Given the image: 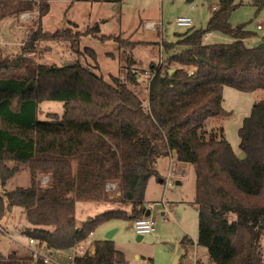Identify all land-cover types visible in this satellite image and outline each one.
Returning <instances> with one entry per match:
<instances>
[{
	"label": "trees",
	"instance_id": "trees-1",
	"mask_svg": "<svg viewBox=\"0 0 264 264\" xmlns=\"http://www.w3.org/2000/svg\"><path fill=\"white\" fill-rule=\"evenodd\" d=\"M234 7L233 0H220L206 29H191L176 42H163L167 53L182 49L166 58V69L164 64L149 69L147 104L127 82L114 76L109 82L91 65L59 67L30 56L45 39L76 43L80 33L71 28L48 32L39 24L19 52L0 58V187L21 170L20 164L31 173L30 186L0 192V221L11 208L20 207L24 234L54 251L72 248L106 220L144 215L148 182L158 176L156 162L172 153L195 170L197 244L207 248L216 264H264V99L253 105L239 129L244 158L236 155L222 127L207 128L209 119L227 114L225 86L248 93L264 90V41L246 45L253 33L231 25ZM16 8L39 10L41 19L50 4L17 0ZM213 31L233 40L205 42V34ZM101 39L119 42L130 63L127 81L138 86L134 42L119 36ZM85 51L96 61L93 49ZM43 101H60L64 111L40 119ZM40 174H50V183L41 184ZM110 181L118 182L116 201L132 205L131 214L111 209L78 225L76 202L108 200ZM181 243L193 240L185 236ZM93 247L76 264L124 263L112 239L97 240ZM0 264L47 263L41 257L0 251Z\"/></svg>",
	"mask_w": 264,
	"mask_h": 264
},
{
	"label": "rangeland",
	"instance_id": "rangeland-1",
	"mask_svg": "<svg viewBox=\"0 0 264 264\" xmlns=\"http://www.w3.org/2000/svg\"><path fill=\"white\" fill-rule=\"evenodd\" d=\"M219 1L49 0L50 10L41 19L39 13L32 11L28 19L22 20L20 15L25 11H16L17 0H0V58L11 57L19 52L25 40L39 24L42 25L43 30L48 32L71 28L74 32L80 33L76 43L45 39L41 41L37 53L30 56L39 63L59 67L76 62L91 65L109 82H112L111 76L127 82L147 104L149 69L161 63L165 66L166 58L182 49L177 46L175 50L167 53L163 49V42H176L180 34L191 29H206L212 8ZM233 4L235 7L229 13L231 25L233 27L243 26L245 30L253 33L251 37L245 39L246 45L254 47L261 44L264 41V0H233ZM180 16L190 17L194 26L177 25L176 19ZM151 22L156 28L147 27L146 24ZM258 25L261 26L260 29ZM94 28H98L96 35H94ZM212 34L209 41L205 42H231L233 40L229 35L218 31H213ZM103 35L119 36L120 39H131L134 42L133 58L137 60V63L133 68L139 72L138 87L127 81L130 63L121 54L119 42L114 39H101ZM86 48H91L96 52V61L85 51ZM127 48L130 49V46ZM166 68L167 66L164 67ZM258 96L264 97V94L259 93L254 96L252 93L225 86L223 108L227 114L222 117V125L219 122L214 128L207 125V128L212 130L221 129L223 126L225 138L239 158H244L246 155L240 147L239 129L245 117L250 114L254 103L261 99ZM40 110L39 118L45 119L47 113L62 114L64 108L60 101H43L40 104ZM218 133L217 131L215 133L217 137ZM9 165H14V162H9ZM170 165H172L170 158L160 161L158 167L160 171H166L165 181L158 187H151L149 191L151 199H159L156 203H151L154 207L160 204L164 208L165 203L162 204V202H167V209H163L167 210L165 214L169 217L167 220L161 214L160 205L156 209L153 208L152 214L157 221V231L139 239L134 231L132 219L112 218L98 225L86 241V245L91 246V250L95 241L107 239V235L112 233L111 239L115 247L124 254L123 264H216L210 259L207 248L197 244L199 215L198 208L193 201L196 192L195 170L192 168L189 173L177 178L169 170V167L172 169ZM18 166L21 170L8 180L7 188L6 185L0 187L2 194L16 186H30L31 173L28 166L26 164ZM38 179L41 184L46 185L50 183L51 176L40 174ZM177 181H182V184H177ZM108 183L116 185L110 188L106 186L108 200L77 201L76 221L78 224L90 215L104 213L114 208L127 210L129 205H122L116 201L120 196L118 182ZM163 187L165 188L164 197L158 190ZM169 211H172V214ZM0 226V251L4 255L17 250L22 255H32L28 236L24 234L26 222L22 208H11V212L0 221ZM7 231L13 232L16 239L9 237ZM185 236L195 240L196 245L190 247L183 245L181 241ZM261 242L264 251V235ZM44 253L51 260L48 264H68L67 256L71 254V248L59 251L47 249Z\"/></svg>",
	"mask_w": 264,
	"mask_h": 264
},
{
	"label": "built area",
	"instance_id": "built-area-1",
	"mask_svg": "<svg viewBox=\"0 0 264 264\" xmlns=\"http://www.w3.org/2000/svg\"><path fill=\"white\" fill-rule=\"evenodd\" d=\"M35 11L39 13V10H35ZM31 12L32 11H25L21 13L20 18L22 20L28 19L31 16ZM176 24L179 26H185V27L194 26L193 20L190 17H185V16L178 17L176 19ZM146 25L149 28H156L152 22L147 23ZM258 28L260 29L261 26L258 25ZM212 35H213L212 32H207L205 34V39L209 41ZM162 64L163 63H161L158 66H162ZM114 185L115 184L113 183H108L107 187L108 188L114 187ZM147 208L151 210L150 215L146 216L144 214L132 220L134 231L138 235L145 236L147 234H154L157 231V221L152 214L154 205L148 204ZM7 235L13 239H16L15 235L11 231H7ZM86 241L87 240L78 241L73 245V247L71 248V254L67 256L68 264H76V258L80 256H84L87 251H89L90 253L94 252V247L91 250V246H87ZM28 242H29V245H31L33 248L32 255L34 257H41L43 261L47 264L51 262L49 256H47V254L44 253V251L48 249L47 244L45 242L39 243L37 239L32 238V237H28Z\"/></svg>",
	"mask_w": 264,
	"mask_h": 264
},
{
	"label": "crops",
	"instance_id": "crops-1",
	"mask_svg": "<svg viewBox=\"0 0 264 264\" xmlns=\"http://www.w3.org/2000/svg\"><path fill=\"white\" fill-rule=\"evenodd\" d=\"M137 61V60H136ZM139 86V85H138ZM137 86V87H138ZM259 93H263L264 94V90H257V91H255V92H253L252 94H254V96L255 95H258ZM258 98H261L260 100H263L264 99V97H259L258 96ZM260 100H257V101H260ZM256 101V102H257ZM222 117L223 116H221L220 118H211V119H209L208 121H207V124L208 125H211L213 128L214 127H216L217 126V124H218V122L222 125ZM223 127V126H222ZM168 158H170V160H171V164L172 165H170V166H172V169H171V167H169L170 169L169 170H171L173 173H174V176H176L177 178H181L184 174H186V173H189L191 170H192V168L194 169V167L190 164V163H186V162H182V161H179L177 158H176V156H174L172 153H170V154H168V155H164V156H161L160 158H158V160H157V162H156V169H157V172H158V176H153V177H151L150 178V180H149V182H148V186H147V189H146V193H145V206H146V208H147V206H148V204H151V203H156L159 199H154V198H152L151 199V197H150V194H149V191H150V189H151V187L153 188V187H158L159 186V184H161V183H163L164 181H165V178H166V176H165V174H166V171H163V170H159V163H160V161L162 160V159H168ZM173 161V162H172ZM170 171V172H171ZM167 174H169V173H167ZM195 178H196V174H195ZM156 181V182H155ZM155 184V186H153ZM177 184H182V181H177ZM162 186V185H161ZM16 187H18V186H16ZM6 188H7V185H6ZM15 188V187H14ZM156 189V188H155ZM8 190H11V189H8ZM158 190L160 191V193H161V196L162 197H164L165 196V188L163 187V188H158ZM196 193V192H195ZM161 197V198H162ZM194 198H195V194H194ZM194 198H193V201H194ZM165 203V207L163 208V206H161L160 204H158V205H160L159 207L161 208V214L162 215H164V219L165 220H167L169 217L168 216H166L165 214H166V211L167 210H163V209H167V202H162V204H164ZM77 204H78V202L76 203V212H77ZM157 205V206H158ZM157 206H155L154 207V209H156L157 208ZM196 206H197V208H198V205L196 204ZM132 205H129L128 206V208H127V212H128V214H131V212H132ZM160 208H158V210L160 209ZM115 209V208H114ZM117 209H120V208H117ZM148 209V208H147ZM153 209V210H154ZM170 212V214H172L171 212L172 211H169ZM97 215V214H96ZM93 216H95V215H93ZM93 216H91L90 215V217H93ZM78 225H80V224H78ZM93 234V232L90 234V236ZM89 236V237H90ZM184 238V237H183ZM89 239V238H88ZM87 239V240H88ZM193 240V239H192ZM192 245H196V241L195 240H193V243L192 244H187V246L188 247H190V246H192ZM30 246V248H31V251H33V248H32V246L31 245H29ZM18 254H21L18 250L16 251ZM198 262V261H197Z\"/></svg>",
	"mask_w": 264,
	"mask_h": 264
},
{
	"label": "water",
	"instance_id": "water-1",
	"mask_svg": "<svg viewBox=\"0 0 264 264\" xmlns=\"http://www.w3.org/2000/svg\"><path fill=\"white\" fill-rule=\"evenodd\" d=\"M174 69H171L170 70V72H172ZM255 104V103H254ZM151 214V210L150 209H147L146 210V212H145V215L146 216H148V215H150ZM111 237H112V233H109L108 235H107V239H111ZM144 236H142V235H138V238L139 239H141V238H143ZM90 254V252L89 251H87L86 253H85V256H88Z\"/></svg>",
	"mask_w": 264,
	"mask_h": 264
}]
</instances>
